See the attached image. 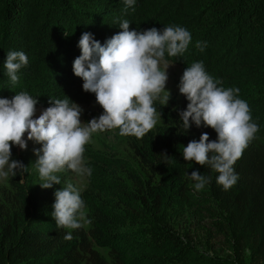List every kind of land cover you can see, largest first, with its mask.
I'll use <instances>...</instances> for the list:
<instances>
[{
    "label": "trees",
    "instance_id": "16d2710c",
    "mask_svg": "<svg viewBox=\"0 0 264 264\" xmlns=\"http://www.w3.org/2000/svg\"><path fill=\"white\" fill-rule=\"evenodd\" d=\"M120 1L0 0V39L7 42L0 47V98L27 92L38 99L36 108L65 98L89 105L95 94L83 91V80L72 67L81 54L82 34L90 33L103 45L121 31L124 20L138 32L184 27L192 37L187 51L178 57L165 53V59L182 72L203 62L221 82L218 86L239 89L238 98L247 102L259 126L257 138L234 165L239 179L225 191L216 182L217 172L184 161L189 142H198L202 133L210 142L218 137L194 123L186 132L179 115L184 109L168 106L158 111L162 116L153 131L128 141L134 164L85 151L92 174L81 198L91 223L71 230V241L64 239L69 230L57 228L52 216L54 194L65 179L59 176L60 185L31 193L24 171L10 175L7 188H0V264H207L166 225L174 204L195 205L217 233L233 235L264 264V0H135L129 14ZM10 51L28 57L15 85L4 67ZM11 151L12 160L22 163L15 146ZM192 171L210 177L203 190L194 189ZM126 227L139 232L128 233Z\"/></svg>",
    "mask_w": 264,
    "mask_h": 264
},
{
    "label": "clouds",
    "instance_id": "9594fccd",
    "mask_svg": "<svg viewBox=\"0 0 264 264\" xmlns=\"http://www.w3.org/2000/svg\"><path fill=\"white\" fill-rule=\"evenodd\" d=\"M124 2L134 9L135 0ZM129 26L127 20L122 21L121 31L103 45L87 32L78 43L81 54L74 60L73 73L83 80L84 92L95 94L96 103L103 109L98 119L82 123L81 107L69 98L50 99L51 106L38 118H34L38 99L27 92L15 94L12 99L0 98V179L27 170L11 158L12 146L26 150L27 141L42 145L34 152L42 181L39 186L51 189L61 184L58 173L66 170L77 176H91L84 153L94 133L118 129L119 135L139 140L155 129L162 114L154 105L159 101L167 106L171 97L166 90L170 66L165 53L168 57L182 56L191 43V33L181 26L142 32L130 31ZM197 47H201L199 42ZM27 64L24 52L7 53L4 67L13 85L19 81L17 73ZM220 83L206 72L203 62L186 67L178 87L188 104L179 115L186 132L194 123L217 134L218 140L210 142L209 135L202 133L198 142L183 147L182 156L186 163L208 166L217 172V184L227 191L239 179L234 165L257 138L259 126L253 122L247 102L238 98L239 89L218 86ZM189 178L195 181L196 191L210 182V177L198 171H192ZM54 195L52 216L57 228L69 230L64 239L71 241V230L91 223L86 219L85 202L70 182Z\"/></svg>",
    "mask_w": 264,
    "mask_h": 264
},
{
    "label": "rangeland",
    "instance_id": "374dc122",
    "mask_svg": "<svg viewBox=\"0 0 264 264\" xmlns=\"http://www.w3.org/2000/svg\"><path fill=\"white\" fill-rule=\"evenodd\" d=\"M121 9L125 14L131 13L130 8L126 7L124 0H121ZM4 30L3 20L0 19V34ZM4 39H0V47L6 46L7 42ZM168 82L166 90L171 93V97L167 106L162 105L159 101L155 103L157 112L166 107L182 108L186 110L188 101L186 97L179 93V82L183 75L182 70L175 64L169 62ZM163 68L164 65L161 64ZM163 95V93H162ZM82 109L81 122L88 123L93 118H97L103 114V109L96 103V100L89 105L78 104ZM46 108H36V115L34 118H38ZM160 121L157 123V125ZM202 128H206L201 126ZM211 129V128H210ZM27 140V135H25ZM135 137H125L119 135V130L104 131L94 133L91 137V142L86 145V151L93 153H100L107 157H116L118 160L124 163L134 164L131 153L128 149V141ZM17 152L20 155L21 161L27 170L23 172L25 186L31 193L36 192L41 187L42 183L39 177L38 169L35 164L38 157L34 154L35 150L42 147L40 144H36L34 141H27V149L21 150L15 146ZM85 159V158H84ZM86 161V160H85ZM65 179L63 187L67 183H72L80 191V195L87 188L88 179L87 176H77L70 170H66L63 173H58ZM105 183L110 182V178H106ZM7 188L6 179H0V188ZM87 212V209H86ZM207 216L200 212L193 204H174L170 207L166 219V225L176 232L183 240L193 246L194 249L199 251L207 264H258L252 257L251 251L243 249L238 241L234 240L233 235L225 233H217L214 228L211 227V222L206 219ZM87 227V224H84ZM124 231L128 233H138L139 229L133 227H126ZM138 235V234H137ZM178 264V263H177ZM190 264V263H180ZM196 264H204L198 262Z\"/></svg>",
    "mask_w": 264,
    "mask_h": 264
}]
</instances>
